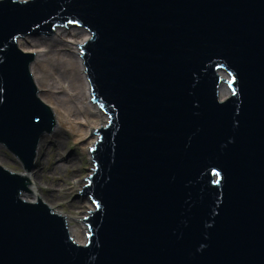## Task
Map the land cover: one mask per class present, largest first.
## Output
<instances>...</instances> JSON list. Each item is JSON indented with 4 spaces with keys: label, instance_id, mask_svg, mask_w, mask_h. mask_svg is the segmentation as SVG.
Returning a JSON list of instances; mask_svg holds the SVG:
<instances>
[{
    "label": "water",
    "instance_id": "obj_1",
    "mask_svg": "<svg viewBox=\"0 0 264 264\" xmlns=\"http://www.w3.org/2000/svg\"><path fill=\"white\" fill-rule=\"evenodd\" d=\"M74 26L92 99L84 243L27 176L58 122L19 41ZM0 264H264V0H0Z\"/></svg>",
    "mask_w": 264,
    "mask_h": 264
},
{
    "label": "rangeland",
    "instance_id": "obj_2",
    "mask_svg": "<svg viewBox=\"0 0 264 264\" xmlns=\"http://www.w3.org/2000/svg\"><path fill=\"white\" fill-rule=\"evenodd\" d=\"M54 37L55 35L53 37L43 35L32 36L20 41L26 47L32 46L29 42L33 40L44 43L41 46L47 48L46 50L49 52L47 77L61 72L62 77V74L66 73L70 76L73 88L77 92H80L81 90L77 89L82 85L80 69L73 63L72 59H69L70 52H60L63 48L60 47L61 45L55 44ZM58 53L60 54L59 57L54 58L55 54ZM61 79L67 81L63 77ZM65 83L68 84L67 82ZM44 97L48 98L47 93L43 94ZM94 137L97 138L96 136ZM45 138L47 139V143L39 151L38 165L34 169L37 175V181H34V183L37 182V185L41 186L42 192L40 193V197L43 201L60 213L68 215L71 226L86 228L87 237L89 231L87 226L84 225L83 220L87 216L86 213L90 211V207L91 209L93 208V204L88 197L82 194V188L93 168L90 149L83 151L82 144L76 140V136L72 132L62 128L51 135H47ZM59 141L62 143L61 147L58 145ZM0 165L15 173H25L22 163L1 145ZM27 195L31 198L33 197L30 193ZM84 213L86 215H83Z\"/></svg>",
    "mask_w": 264,
    "mask_h": 264
},
{
    "label": "bare ground",
    "instance_id": "obj_3",
    "mask_svg": "<svg viewBox=\"0 0 264 264\" xmlns=\"http://www.w3.org/2000/svg\"><path fill=\"white\" fill-rule=\"evenodd\" d=\"M89 38L90 34L87 31L74 26H66L56 29L54 37L55 44L61 45L60 47L63 48L60 52H70V58H68L70 60L72 59L73 63L80 69L82 85L77 88L78 90H81L80 92H77V90L73 88L74 86L71 84L70 76L66 73L62 74V77L67 81L61 79L62 72L47 77L49 52L46 50L47 48L41 46V44L44 43L33 40L29 42L32 46L26 47L22 41H19V46L22 50L36 54V62L32 68V72L37 86L40 89L41 97L43 98L44 93H47L48 95V98L46 99L44 97L43 100L52 107L55 113L58 122V128L56 131L62 128L66 131L72 132L76 136V140L82 144L83 151L91 149L96 142V138L94 135H90V131L93 132L94 128L99 129L106 123L107 119V116L103 113L100 107H98V105L92 100L90 85L80 56V47L78 45H83V43L88 41ZM55 55L54 58H58L60 54L58 53ZM64 56L67 58L66 55ZM46 143L47 139L44 138L41 143L40 151ZM58 145L61 147L62 143L59 141ZM37 165L38 161L36 167ZM35 173L36 171L34 170L31 174L27 175L33 181V185L31 186V191L33 193H30L33 197L31 198L27 195L25 199L31 202H36L38 199H42L40 197L42 188L37 185V182L34 183V181H37V175ZM57 212L59 211L57 210ZM60 214L67 216L69 219L68 215L63 213ZM86 214L88 215V213ZM86 214L84 213L83 215ZM70 231L77 242L84 243L87 232L86 228L82 226L73 227L70 225Z\"/></svg>",
    "mask_w": 264,
    "mask_h": 264
}]
</instances>
